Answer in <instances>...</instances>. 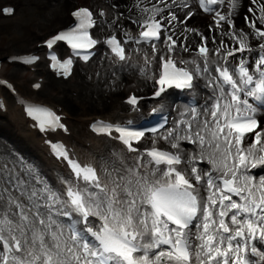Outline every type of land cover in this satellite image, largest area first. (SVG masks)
I'll return each mask as SVG.
<instances>
[{"label": "snow or ice", "instance_id": "obj_1", "mask_svg": "<svg viewBox=\"0 0 264 264\" xmlns=\"http://www.w3.org/2000/svg\"><path fill=\"white\" fill-rule=\"evenodd\" d=\"M177 2L172 0L173 4ZM229 2L233 9L237 6V0ZM198 3L211 12L209 5L224 4L225 0ZM3 11L11 14L10 9ZM161 11L155 5L152 9L144 7V15L134 21L145 29L140 32L144 41H159L161 32L167 31L162 29L163 20H157ZM259 12V23L264 25V5ZM72 15L79 24L49 39V49L57 41H67L73 49L96 44L87 31L95 23L92 12L80 8ZM230 17L231 13L228 17L215 13V27L227 23L231 32L223 34L239 45L226 50V60L235 58L236 53L243 56L253 51L244 30L237 31ZM166 19L171 23L177 17L173 14ZM244 19L261 41L254 71H250L252 66L246 58L235 67L229 63L213 69L218 76L206 86L215 84L213 91L219 95L202 113L192 107L191 120L179 121L162 137H171L174 149H178L180 140H186L198 151L184 160L182 154L160 150L153 141L152 147L137 159L136 168L128 169L119 179L102 182L93 167L69 159L62 145H53L57 155L68 160L80 183L66 182L64 192L47 184L39 190L21 191L27 204L9 196L7 209L0 210V264H264V176L250 174L251 169L264 166V129L256 131L261 127L257 115L264 111V30L256 21ZM197 35L204 39L201 33ZM107 42L124 60V48L116 38ZM163 42L169 52L176 47L172 35ZM220 48H225L223 42ZM152 49L156 51L154 43ZM199 53L206 58L208 48L201 45ZM51 59L56 61V56ZM71 63L68 60L60 65L65 74ZM201 70L209 72L206 63L202 69L197 65L190 72L177 67L171 57H161L158 76L154 77L159 85L154 96L161 97L172 87L192 89L194 76ZM127 103L135 107L138 99L130 97ZM26 112L33 119H37V113L48 118L39 121L41 131L63 127L59 117L46 109L29 105ZM93 130L107 135L119 133L117 139L130 152H137L133 145L145 138L144 130L102 122L93 125ZM149 131L155 133L157 129ZM254 132V142L249 145L246 136ZM197 160L211 167L198 169ZM181 164L190 167V174L180 168Z\"/></svg>", "mask_w": 264, "mask_h": 264}, {"label": "bare ground", "instance_id": "obj_2", "mask_svg": "<svg viewBox=\"0 0 264 264\" xmlns=\"http://www.w3.org/2000/svg\"><path fill=\"white\" fill-rule=\"evenodd\" d=\"M87 1L90 4H92L94 7L105 5L106 7L111 8V10L114 13L111 19L112 21L111 27H113L116 30H119L120 33L129 32L138 27V24L134 23V21L138 20L137 18L142 13L141 9L144 7L146 3V0H87ZM169 1L172 2V0ZM184 4H187V7H184L183 6ZM59 5H61V9H63L64 6L66 9L70 8L68 4L63 5L62 3H60ZM176 5L177 6L174 8V10L171 13H174L176 17L180 18V20L177 24H173L174 31L182 37V40L183 39L187 40L190 45H195L197 43V40L199 39V36H201V35H197V32L201 33L202 36H208L210 41L214 43L216 46V49L214 51V58L212 59L211 62H212V66H217L219 64V56L221 54V51L223 50L220 48L221 42H223L224 45L225 43H229V45L233 43L231 37L223 34L226 33L228 30H230L231 28L227 25V23L221 24L222 25L221 28L215 27V19H216L215 13L205 14L203 12V8L199 6L198 0H178ZM262 5H264V0H257V3H252V0H246L244 9L240 13V15L238 17H234L232 15V10L230 9L229 0H225V3L220 5L221 8L220 13L222 15H225L226 17H228L229 13H231L230 18L232 19L234 25L236 26L237 31L244 30L245 33L250 34V28L248 27L244 18L248 17L249 20H254L255 13L259 10L260 6ZM249 8H252L254 11L249 12ZM188 12L192 13L190 17L186 16V13ZM69 20L70 19L68 16L66 15L62 16L60 10H55L51 14V18L44 20L43 22L44 24L33 19L31 23L33 22V24H35L37 22V24H35L36 28L40 27L43 30L41 32H37L32 27L27 29L21 27L19 33L15 32L16 34L21 35L18 38L19 40H21V44L16 47V50H21V47L24 46V44L27 42L28 45L24 47L25 50H28L29 52L33 51L35 44L40 41L37 40L34 44H32V41L34 39L39 38L43 34H47V35L52 34V32H54L58 28L67 25ZM186 28L192 29V31H184V29ZM26 32H28L27 41L25 40L26 37H24ZM157 51L159 52V54H161L160 49H158ZM8 54H11V52L8 51L7 49H5L2 53H0V55H4V56ZM151 54H156V51H154ZM189 63L193 66L194 69L196 68L197 65H199L196 62L190 61ZM98 64H99L98 67L101 68L97 72H99L102 75L101 77L103 78L105 77L113 78V83H114L113 85H107L105 83L102 86H98L95 84L90 89V84H91L90 74L84 73L82 74V76H79L78 85L76 86V89L81 90L79 97L76 98L70 94V91H73V87H70L66 83H62L64 84L63 87L56 88V91L58 89H61L63 91L62 92L63 96L61 98L52 97L51 95L49 96V94L42 96L45 97L47 100L51 101L52 103L65 106L66 109L71 112L72 116H75L76 118L80 116L81 123H85L92 116H103L113 120L120 117V113L124 111V108L118 106L117 102H114V98H118L123 94H125V92L129 88L130 81H137V87H139L140 91L143 90L144 92H146L150 89L149 87L150 77L153 74L155 67H145L144 64L142 63V65L138 64L128 69L119 70L116 72L115 75H112L114 70H112L111 68L109 69L107 67L108 63L104 60L103 57L99 60ZM200 66L202 69L204 65L203 66L200 65ZM211 68L209 69L208 67L209 72H207V76H206V72H203L202 70L198 74L199 89L197 91V94L199 96H202V100H203L202 112L207 106H209V96L207 97V95L205 94L208 91L214 92L213 87L216 86L215 84L213 85V87L206 86L208 84V81L213 79ZM209 73H211V75ZM13 74L14 72H12V75ZM16 74H14V76ZM200 88H201V92H200ZM107 93L110 95L109 98L108 97L105 98V95H107ZM202 93H204V95ZM215 93H218V91ZM78 103H81L83 106L85 105V103H87L88 105L84 106L81 109H76L75 105ZM169 106L175 110L173 116L175 119L176 126L178 125V122L181 120H191L192 113H190L185 107L176 106L172 100H169ZM185 113H187V115H184ZM259 113L262 114L263 124H264V111H261ZM16 134L21 135V132L18 131ZM25 143L28 144V142L26 141ZM252 143L253 142H248L247 144L250 145ZM186 147H187L186 145H182V148H186ZM179 149H181V147ZM105 155H106L105 159H107V157H109L108 156L109 153L107 152ZM205 165L208 166L207 163ZM195 166L198 169H203V166L200 165L197 161L195 162ZM185 167L190 173V167L188 166ZM105 171L110 177L114 178L112 172L107 167H105ZM259 176H264V170L259 172ZM201 192L203 194V189L201 190Z\"/></svg>", "mask_w": 264, "mask_h": 264}, {"label": "rangeland", "instance_id": "obj_3", "mask_svg": "<svg viewBox=\"0 0 264 264\" xmlns=\"http://www.w3.org/2000/svg\"><path fill=\"white\" fill-rule=\"evenodd\" d=\"M60 3H63V0H27L26 5L20 10L15 18L11 20H0V52L3 50V46L6 47L7 44L9 45V43H15L16 41H18L17 38H19V36L21 35L16 34L15 32L19 33L21 27L24 29L32 27L35 31H42V28H36L35 24H37V22L35 24H33V22L31 23L33 19L43 23L45 19L51 18V14L55 10H60L62 16L65 15L67 10L65 7L61 9V5H59ZM45 4L51 6L49 11H43L42 5ZM27 34L28 32H26L24 35V37H26L25 40L27 39ZM18 42L20 43L21 40ZM34 42L35 41L33 40L32 43L34 44ZM26 45H28L27 42L24 44V46ZM14 51L16 52V50ZM96 67L97 61L94 62V64H92L90 68H87L85 71L80 72V74L83 72L90 74L92 80L90 84L91 87H93V85L95 84L98 86H102L105 83L109 85L108 79L100 78L96 75L94 76L93 72L95 71ZM46 92L48 93L49 91ZM107 96L108 93L107 95H105V98H107ZM79 105L81 104L79 103ZM1 121L5 123L0 118V131H8L7 128L3 126ZM1 134L6 136L4 133ZM5 142L6 138L0 137V193H3V199L0 200V210L7 209V200L9 196L17 198L27 204L28 202L26 198L24 196H21V191L26 190L27 192H31L33 190H39L43 187H39L35 183V180L33 178H30L29 175L25 172L19 160L5 150ZM109 163L111 164L115 172L114 173L111 171L113 173V177L115 179H119L120 173L117 172V170L114 168V164L111 161H109ZM40 203H43V201H40Z\"/></svg>", "mask_w": 264, "mask_h": 264}]
</instances>
